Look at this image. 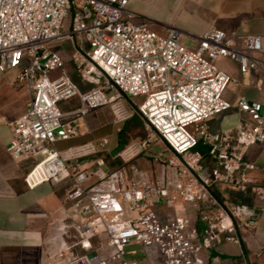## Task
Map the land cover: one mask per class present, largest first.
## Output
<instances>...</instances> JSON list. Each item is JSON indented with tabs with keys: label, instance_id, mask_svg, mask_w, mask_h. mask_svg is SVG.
I'll use <instances>...</instances> for the list:
<instances>
[{
	"label": "built area",
	"instance_id": "obj_1",
	"mask_svg": "<svg viewBox=\"0 0 264 264\" xmlns=\"http://www.w3.org/2000/svg\"><path fill=\"white\" fill-rule=\"evenodd\" d=\"M128 2L0 0V70L16 69L10 82H20L29 92L22 113L9 121L5 148L14 158L33 157L23 175L28 188L67 181L63 199L78 231L73 244L56 251V264H139L126 256L131 239L156 244L163 264H193L199 243L210 247L240 241L237 222L244 207L220 198L218 189L264 198V184L251 174L264 164L245 156L249 145L264 139L262 101L238 94L235 103L248 118L220 130L207 123L232 106L224 93L239 82L216 61L229 58L241 73L252 74L260 67L261 35L210 26L192 47L181 41L178 27L159 32ZM64 38L72 42L70 59L85 87L68 74L65 58L50 46ZM83 39L87 49L80 44ZM55 68L61 73L50 78ZM137 95L139 102L132 103L131 96ZM71 97L77 105H58ZM102 105L110 107L115 122L139 115L166 143L175 160L173 182L146 173L137 180L122 168L81 167V159L98 150L93 140L56 146L58 139L77 133L79 117ZM145 146L133 141L114 157L130 161ZM129 169L143 173L135 163ZM178 202L193 207V222L182 216L163 218L154 208ZM244 224L252 228L254 219ZM102 233L113 245L105 256L92 242ZM75 244L83 250L75 251Z\"/></svg>",
	"mask_w": 264,
	"mask_h": 264
},
{
	"label": "crops",
	"instance_id": "obj_2",
	"mask_svg": "<svg viewBox=\"0 0 264 264\" xmlns=\"http://www.w3.org/2000/svg\"><path fill=\"white\" fill-rule=\"evenodd\" d=\"M144 1L129 0L128 7L149 18L150 25L157 31L165 32L169 25H174L181 30V36L193 38L196 44L197 35L210 26L221 27L227 31L235 30L237 33H259L262 39L259 69L250 75L238 71L239 82L231 83L224 94L234 102L232 106L236 105V98L235 100L231 98L232 92L229 90V87H232L236 91L235 97L244 93L250 99L262 101L264 109V0H209L204 20L194 28H187L154 15ZM233 69L237 72L236 62ZM25 102L20 104V111L12 114L5 112L0 104V264H56L54 255L62 247L60 245L73 244L78 238L75 223L63 199L67 181L65 179L56 182L46 181L33 188H28L23 175L33 164V157L14 158L5 148L11 137L9 121L22 113ZM125 103H129V100H125ZM77 104V100L70 103L71 106ZM104 106L108 105L99 107ZM108 109L111 112L109 106ZM92 110L93 108L77 119L76 134L56 141L58 148L95 138L100 124L95 115L91 113ZM241 115L243 113L239 110H234L230 115L231 118L226 120L220 128L234 126ZM133 141L139 142L138 140L125 142L122 147ZM101 152L97 150L82 158L80 166H96V157H99ZM139 155L138 153L131 160ZM245 156L264 164V139L249 145ZM145 173L154 175V170ZM251 174L258 182L264 184L263 168L253 170ZM237 192L228 188L218 189L219 196L229 202H236L234 195ZM240 193L242 196L238 199L244 207L240 220L237 222L240 241H224L210 247H204L199 243L193 264H264V198L258 197L251 191H240ZM158 211L164 210L160 208ZM195 216L189 217V220L193 222ZM252 218L254 225L248 228L244 222ZM74 249L75 251L83 250L77 244L74 245Z\"/></svg>",
	"mask_w": 264,
	"mask_h": 264
},
{
	"label": "rangeland",
	"instance_id": "obj_3",
	"mask_svg": "<svg viewBox=\"0 0 264 264\" xmlns=\"http://www.w3.org/2000/svg\"><path fill=\"white\" fill-rule=\"evenodd\" d=\"M145 1V4L154 15L187 28H194L202 23L204 20V13L210 3L209 0ZM151 27L155 29V27ZM76 36L79 43V33H77ZM181 41L192 47L196 45L194 39L191 37L181 36ZM80 44L83 49L88 48V44L84 39ZM50 46L64 56L66 69L70 75L73 70L70 55L74 50L71 40L69 38L56 40L51 42ZM216 63L220 68L236 75L240 80L239 70L235 72L233 69L235 66L233 60L221 57ZM15 71L16 69L13 68L6 71L0 70V104H2L3 110L8 114L20 111V104L24 103L29 98V92L23 84L18 81L10 82V80L14 79ZM60 73V68H55L50 70L48 74L50 78H54ZM229 90L232 92L231 98H234L233 100H235L236 91H234L232 87H229ZM75 100H77L76 97L60 99L58 105L62 109H66L71 107L70 103H74ZM125 100L127 101V99ZM139 100L140 95L131 96L132 103H138ZM234 110H239V112L243 113L240 118H248L245 111L233 104V106L226 111L210 117L207 120L209 128L211 130H220V126L226 120L231 118L230 115ZM91 113L95 115L100 124L95 138L93 139L98 151H102L99 153L100 156L98 155L99 157H96V166L100 165L107 169L122 168L127 176L133 175L137 180H144L145 172L154 170V176L164 178L169 183L173 182L175 160L172 151L161 138H158L148 129L139 115L135 114L126 120L115 122L113 121V116L108 109V106L95 107ZM132 140L144 141L146 143V146L139 152L140 155L137 158L125 161L121 157H114V153L123 148L121 146L125 142ZM41 156H43V154H39L37 157ZM155 156H158L159 158L155 160ZM132 163H135L140 169H142L143 173L137 172L132 174L129 169V166ZM96 166L92 168H95ZM154 208L156 210H160L161 208L164 211H167H165L167 215H164V211L160 212V215L163 218L195 216V210L189 203L178 202L172 205H155ZM92 242L93 249L102 256L108 255L113 249V245L103 233L99 237L92 238ZM61 246H63V244L60 245V247ZM126 256L130 259H135L139 264H163L162 255L156 244H146L136 239H131L126 245Z\"/></svg>",
	"mask_w": 264,
	"mask_h": 264
},
{
	"label": "trees",
	"instance_id": "obj_4",
	"mask_svg": "<svg viewBox=\"0 0 264 264\" xmlns=\"http://www.w3.org/2000/svg\"><path fill=\"white\" fill-rule=\"evenodd\" d=\"M71 63H72V66H73V70H72L70 76H71L76 82H78L82 87L87 86L88 84L82 82L81 76H80L78 70L76 69L75 64H74L72 61H71ZM134 115H135V114H134ZM122 146H123V145H122ZM122 146H121V147H122ZM234 196H235L234 198H235L236 202L240 203L241 200L238 199V198L242 196V193H240V191H238L237 194H235ZM220 198H222V196H220Z\"/></svg>",
	"mask_w": 264,
	"mask_h": 264
}]
</instances>
